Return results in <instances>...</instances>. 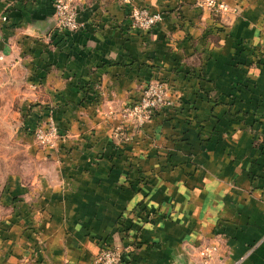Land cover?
Here are the masks:
<instances>
[{
  "label": "crops",
  "instance_id": "0c3cea01",
  "mask_svg": "<svg viewBox=\"0 0 264 264\" xmlns=\"http://www.w3.org/2000/svg\"><path fill=\"white\" fill-rule=\"evenodd\" d=\"M136 1L163 12L146 35L122 0H79L73 34L52 0H0V111L52 109L67 133L55 153L31 147L37 175L5 188L0 264H94L103 242L130 246L124 264H264V0H220L223 17ZM151 78L181 101L133 143L78 112L84 91L108 109Z\"/></svg>",
  "mask_w": 264,
  "mask_h": 264
},
{
  "label": "rangeland",
  "instance_id": "374dc122",
  "mask_svg": "<svg viewBox=\"0 0 264 264\" xmlns=\"http://www.w3.org/2000/svg\"><path fill=\"white\" fill-rule=\"evenodd\" d=\"M194 1L196 5L205 7L200 5L197 0ZM218 1L224 2L220 0ZM122 2L129 7L130 26L132 31H135L136 33H143V35H146L163 20V12L151 9L148 6L139 5L136 0H122ZM73 3L77 10L79 27L73 31H63V33L73 34L82 30L83 22L78 19L81 12V2H79V0H74ZM140 9H143L144 11L143 21H137L134 17V11ZM224 15L219 14L218 16L223 17ZM151 18H153L152 22L150 21ZM157 83H162L165 87L166 99L169 100H167L168 103L165 108L170 107L179 99V101H181V96H179V94H171V87L168 81L162 78H151L143 82L141 91L138 95L128 96L123 104H119L117 107L110 105L108 106V109H104L103 106L102 108L101 106H94L95 103H99L96 105H101L100 103L108 98H106L103 93L94 94V92L84 91L83 94L80 95L81 102H86L89 105L83 106V111L78 112L81 116L95 114V116L99 115L101 119L104 120L114 119L118 123L113 128V135L121 141L118 142V144L124 143V145H126L125 143H133L136 134L142 130L146 124L151 122L157 114L165 111V108H163L160 111L148 113L150 109L144 108L146 91ZM98 96H100V98H98ZM173 96L177 99L175 102L170 98ZM114 98L116 99V97H113L111 98V101ZM91 105L92 107H90ZM34 111V109L29 111H18L17 109L0 111V215L4 214L7 210V207L1 206V204L3 205V202L5 201L4 199H6L5 197L7 193L5 188L10 183L12 177H14V175L22 176L23 180H26L36 176V172L40 170L41 163L36 157L32 156L33 154L31 155L32 148L35 147L37 150L39 149L41 151L48 149L55 153L58 140L63 135L67 134L62 132L60 126H58V121L56 120L57 111L52 109H42L41 111H36L33 115L32 113H34ZM27 112H31L29 117L33 123L31 124V122H29L27 126H24L23 120L25 116L28 115ZM69 112L74 111L71 110ZM33 116L35 117L34 120ZM51 123L56 126L57 130L56 136L58 138L55 145L40 144L35 137V129L38 127H43L44 129L50 128ZM24 137H27V139L29 138L30 141L23 140ZM30 142H32V146H28ZM39 150L37 152H39ZM111 244L118 247L127 246L116 245L114 243Z\"/></svg>",
  "mask_w": 264,
  "mask_h": 264
},
{
  "label": "built area",
  "instance_id": "2783aa9c",
  "mask_svg": "<svg viewBox=\"0 0 264 264\" xmlns=\"http://www.w3.org/2000/svg\"><path fill=\"white\" fill-rule=\"evenodd\" d=\"M73 1L74 0H52L55 26L60 32L73 31L79 27L77 10ZM197 2L212 10L216 15H224L230 9L227 3L219 2L218 0H197ZM143 15V9L134 11V17L137 21H143ZM4 19H6L5 16ZM150 21L152 22L153 18H151ZM166 98L167 96L164 85L162 83H157L146 91L144 108L150 109L148 113L160 111L167 106L169 100ZM56 131V126L51 123L50 128L44 129L43 127H38L35 129V137L40 144L55 145L58 138L56 136ZM129 249L130 246L118 247L109 242H103L100 250L94 257V264H124L123 255Z\"/></svg>",
  "mask_w": 264,
  "mask_h": 264
}]
</instances>
